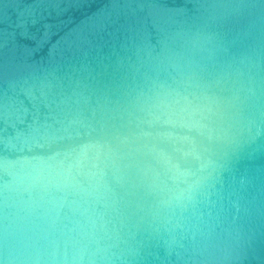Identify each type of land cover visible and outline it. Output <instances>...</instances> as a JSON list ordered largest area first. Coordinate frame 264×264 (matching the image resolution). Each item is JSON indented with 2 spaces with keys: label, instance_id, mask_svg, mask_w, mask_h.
Wrapping results in <instances>:
<instances>
[{
  "label": "water",
  "instance_id": "water-1",
  "mask_svg": "<svg viewBox=\"0 0 264 264\" xmlns=\"http://www.w3.org/2000/svg\"><path fill=\"white\" fill-rule=\"evenodd\" d=\"M0 264H264V0H0Z\"/></svg>",
  "mask_w": 264,
  "mask_h": 264
}]
</instances>
